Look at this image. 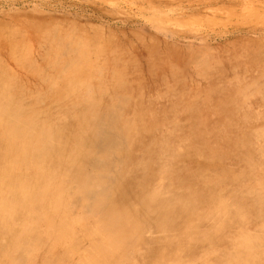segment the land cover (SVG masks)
<instances>
[{"label":"bare ground","instance_id":"6f19581e","mask_svg":"<svg viewBox=\"0 0 264 264\" xmlns=\"http://www.w3.org/2000/svg\"><path fill=\"white\" fill-rule=\"evenodd\" d=\"M54 46L55 74L27 69L46 82L35 96L0 66V264H264V124L209 127L174 71L157 118L138 81Z\"/></svg>","mask_w":264,"mask_h":264},{"label":"rangeland","instance_id":"374dc122","mask_svg":"<svg viewBox=\"0 0 264 264\" xmlns=\"http://www.w3.org/2000/svg\"><path fill=\"white\" fill-rule=\"evenodd\" d=\"M53 34L45 44L43 39ZM3 43L14 46L16 56L1 53L0 66L12 75L13 84L33 96L46 90V82L27 69L46 64L44 73L49 72L42 74L48 78L55 72L45 53L53 54L54 44H74L78 51L92 50L94 69H116L124 82L138 81L146 90L144 102L158 96L153 106L157 118L171 114L163 111L170 94L165 90H182L169 76L174 71L187 75L184 90L200 91L187 98L209 127L219 125L218 115L231 117L239 129L264 124V92L250 98L254 90H264V0H0V47ZM191 53L194 60L184 72L182 62ZM203 59L205 68L199 63ZM28 60L34 62L32 67ZM160 78L166 79L165 85L158 83ZM148 90H159L158 95ZM232 107L237 113L230 116ZM257 162L259 176L264 177L260 159ZM257 258L264 260V251Z\"/></svg>","mask_w":264,"mask_h":264}]
</instances>
